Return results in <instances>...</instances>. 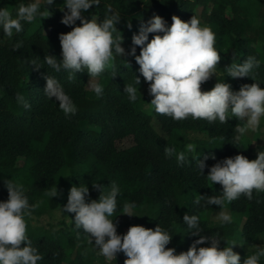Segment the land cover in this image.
<instances>
[{
  "label": "trees",
  "instance_id": "obj_1",
  "mask_svg": "<svg viewBox=\"0 0 264 264\" xmlns=\"http://www.w3.org/2000/svg\"><path fill=\"white\" fill-rule=\"evenodd\" d=\"M30 2L35 0H0V8L8 9L16 18L18 6ZM40 4L39 12L45 11L44 0ZM63 4L64 0H54L48 6L50 17H42L38 12L33 21H22L23 30L20 33L14 30L11 37L0 26V202L8 199L5 179L23 185L30 205L43 201L31 217L25 216L27 236L43 256L38 264H124L127 258L121 252L116 260L108 262L99 254L94 241L88 242L83 229H76L70 220H74L75 214L61 212L73 185H87L89 199L98 200L100 193L93 188V183L110 191L107 186L116 182L120 195L117 209L109 219L116 223L120 235L126 233V225L121 221L125 216L123 207L133 203L136 216L129 227L142 225L154 229L159 224L172 236L166 248H175L176 254L187 251L199 239L184 223L185 213L200 216L202 236L219 233L225 242H233L235 223L210 226L204 219L208 211L220 210L219 206L205 208L203 201L200 205L194 201L198 195H221L222 186L217 184L213 189L206 178L215 163L238 154L254 160L257 150L264 151L261 128L264 125L254 132L256 145H252L246 134L240 143L233 144L234 128L244 123L234 117L222 124L219 120L209 123L191 117L175 121L156 113L149 104L153 99L148 92L149 84L131 55L122 57L114 53L112 67L100 75L90 77L84 68L69 80L72 73L63 68L56 72L44 62L46 55L55 56L58 61L62 59L59 35L72 30L71 26L61 23L67 11H61ZM109 5L111 13L107 12ZM106 14L121 16L116 28L123 36L121 46L126 52L130 51L132 36L138 34L141 23L154 15L161 16L169 27L173 15L185 22L194 15L201 26H208L214 32V47L221 56L216 67L219 77L210 78L201 90L210 91L217 82L230 84L233 91L254 82L264 88V0H101L98 7L82 13L87 19L96 18L98 23L103 22ZM79 25L80 21H76V26ZM157 34L163 35L150 33L149 40ZM18 42H22V47L14 50ZM139 53L137 47L136 54ZM250 55L260 62L250 77L227 76L225 67L242 64ZM32 60L42 67L37 70L30 63ZM46 74L58 79L76 106L74 114L65 115L55 98H46ZM135 77H139V85L135 84ZM92 80L103 88L99 97L88 84ZM125 85L138 88L135 102L124 92ZM18 94L31 105L29 109L17 102ZM201 131L208 134L212 144L220 140L221 146L205 149L198 156L185 155L183 163L177 161L175 154L165 157V147L178 144L180 133ZM126 140L131 144L121 147ZM198 159L206 164L205 176L196 167ZM55 185L61 195L46 196L45 192ZM228 207L245 217L242 242L253 243L264 235V193L254 191L252 200L242 195L228 203ZM48 215L51 217L48 226L34 225V218ZM181 236L185 237L184 243L180 242ZM205 244L210 246V241ZM220 246H225L223 241ZM248 254L251 253L240 255L241 264ZM259 264H264V258Z\"/></svg>",
  "mask_w": 264,
  "mask_h": 264
},
{
  "label": "clouds",
  "instance_id": "obj_2",
  "mask_svg": "<svg viewBox=\"0 0 264 264\" xmlns=\"http://www.w3.org/2000/svg\"><path fill=\"white\" fill-rule=\"evenodd\" d=\"M54 0H44L45 11L39 12L40 0L18 6L17 16L13 18L6 8H0V26L5 35L11 37L13 31L20 33L23 30L22 21L31 22L39 12L42 17H50L51 6ZM101 0H64V11L61 23L71 26L72 30L59 35L62 59L46 55L44 62L56 72L69 71L68 79L72 80L77 72L84 68L90 77L100 75L106 68L112 67L114 53L122 57L131 55L139 65V72L144 81L149 84L148 92L153 97L149 103L154 106L156 113L171 117L175 121H182L191 117L195 120H206L213 123H227L234 117L238 123L234 128L233 144L240 143L248 131L258 130L261 118L264 117V88L256 82L244 84L238 91H233L231 85L217 82L210 91H202L201 86L214 75L216 67L221 60L220 53L215 49V34L208 26H201L200 20L192 16L187 22L178 16H172L171 26L159 15H154L146 23L142 22L138 34L132 36V47L129 52L121 46L123 36L116 28L120 22L119 14L105 16L102 23L96 18L87 19L82 13L93 6L98 7ZM111 13V6H106ZM76 21L80 25L76 26ZM131 28V24H128ZM115 33V35H114ZM150 33H163L154 35L149 40ZM22 42L14 45V50L20 49ZM140 48L139 55L136 54ZM39 70L42 66L35 60L30 61ZM260 62L255 56H248L242 64H231L225 67L227 76L232 78L250 77L254 68ZM116 74L114 73L113 76ZM46 98H55L59 108L65 113L74 114L76 106L65 93L57 78L45 75ZM251 79L254 81L255 77ZM141 83L135 77V84ZM99 97L103 94L101 85L89 81L88 83ZM124 92L128 94L131 102L137 99L138 88L125 85ZM18 103L26 109L31 105L24 97L17 95ZM189 152H194L192 144L187 145ZM165 157L176 154L174 148L165 147ZM177 161L183 163L186 159L184 152L176 154ZM205 160L208 157L204 158ZM212 159H215L213 156ZM196 167L204 175L206 164L203 160H196ZM205 176V175H204ZM212 185L219 184L223 191L221 195H198L194 201L202 207L209 205L219 206L221 209L216 218L224 223L231 222V216L223 209L240 196L248 200L253 199V192L264 193V151L257 150L254 160H249L244 155H235L218 161L210 167L206 175ZM8 199L0 202V264H38L43 259L37 247L27 236L25 216L31 217L32 212L43 201L29 204L24 187L12 179H5ZM110 191L98 183H93V188L100 193L98 200L89 199L87 185H73L68 193L67 204L61 209L62 213H74L76 229H83L88 242L99 249V254L108 261L116 260L118 253H123L127 258L124 264H241V256L233 251L235 242H225L219 233L211 236H202L204 230L200 227V216L197 214L183 216L184 223L188 226L193 236H198L187 251L176 254L175 248H166L172 236L159 224L154 228H145L142 225L130 226L123 235L117 233V225L112 217L117 209V197L120 188L115 181L110 185ZM48 197L61 195L57 186L45 192ZM259 203V201H257ZM133 203H126L122 214L129 217L136 216L132 209ZM80 232H77L79 237ZM210 241L208 247H198ZM221 241L224 247L221 248ZM25 245V246H22ZM248 254L243 259V264H259L264 258V246L251 244Z\"/></svg>",
  "mask_w": 264,
  "mask_h": 264
},
{
  "label": "rangeland",
  "instance_id": "obj_3",
  "mask_svg": "<svg viewBox=\"0 0 264 264\" xmlns=\"http://www.w3.org/2000/svg\"><path fill=\"white\" fill-rule=\"evenodd\" d=\"M213 77H219L218 75H214ZM95 80H92L91 82L94 83ZM264 125V117L261 118L260 121V125L262 126ZM262 128V132L264 133V127ZM180 139L179 141L177 140L178 144L175 143H170L168 145V147L174 148L176 151V154H179L180 152H184L185 155L187 156H198L199 152L211 148V147H220L221 146V141L220 140H216L213 142V144L210 141V138L208 136V134L206 132H182L180 133ZM246 136L252 140V145H256V143L253 141V137H254V132L252 131H248L246 133ZM182 138V140H181ZM189 139V140H187ZM186 140V141H185ZM185 141V142H184ZM131 144L130 140H126L124 142H122L120 144L121 147H127ZM192 144L195 147V151L194 152H189L187 150V145ZM175 154V155H176ZM211 188L215 189L217 187V184H210ZM197 195V193H195V196ZM221 210V209H220ZM220 210H213V211H208L205 215H204V219L207 220V222L209 223L210 226H215L218 223H220L221 221L218 220L216 218L217 213ZM225 212H227L230 216H231V222L235 223V237L233 242L236 243V245L233 246V251L238 253L239 255L243 254V253H247L248 251V246L251 244H256L259 246H264V235L259 236V238L257 239V241L253 242V243H244L241 241V234H242V225L244 222L245 217L241 216L240 214H235L233 212H231L229 210L228 207V203H226L224 209ZM134 214V212H133ZM122 223H124L126 225L125 228V232H127L130 223H132L134 221V216L129 217L127 215H125L124 217H122L121 219ZM51 222V217L48 216H44L42 218H34L33 219V223L36 226H48L49 223ZM184 236L180 237V242L184 243ZM170 245V243L168 244ZM167 245V246H168ZM209 245H203L201 247H208ZM108 261V260H107ZM110 262V261H108Z\"/></svg>",
  "mask_w": 264,
  "mask_h": 264
}]
</instances>
